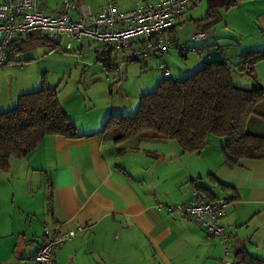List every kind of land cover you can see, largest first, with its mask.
Returning a JSON list of instances; mask_svg holds the SVG:
<instances>
[{
    "label": "crops",
    "instance_id": "obj_1",
    "mask_svg": "<svg viewBox=\"0 0 264 264\" xmlns=\"http://www.w3.org/2000/svg\"><path fill=\"white\" fill-rule=\"evenodd\" d=\"M47 1L42 3L45 14L62 10V0L55 7ZM78 1L93 12L104 4ZM156 1L115 0L124 10L136 2ZM250 2L248 28L236 16L234 24L228 21L230 38L222 41L233 44L235 61L243 50L264 48V0ZM225 52L220 57L227 60ZM233 70L240 82L243 76ZM20 93L2 91L0 112L13 108ZM109 107L90 122H77L64 111L85 137L45 136L26 156L12 158L8 172L0 171V211H6L0 217V264H32L56 227L82 230L56 249L55 264H222L224 249L217 236L193 217H177L159 206L191 203L194 185L225 196L207 174L235 187L239 197L229 201L222 220L228 256L233 255L230 263L239 250L251 255L264 250V161L241 160L240 166L229 168L221 153L212 155L210 143L198 154L182 153L174 141L162 138L134 137L115 144L101 133L104 120L113 114Z\"/></svg>",
    "mask_w": 264,
    "mask_h": 264
},
{
    "label": "trees",
    "instance_id": "obj_2",
    "mask_svg": "<svg viewBox=\"0 0 264 264\" xmlns=\"http://www.w3.org/2000/svg\"><path fill=\"white\" fill-rule=\"evenodd\" d=\"M237 2L206 0V11L200 19L203 22L201 31L206 34L221 20L222 13L235 7ZM34 41L52 48L56 46L34 33L19 35L9 43L0 65L10 61L11 54L22 52ZM232 45L229 42L207 44L220 54ZM164 60L167 62L165 56ZM261 61H264V48H251L239 52L233 65L219 56L204 62L185 78L175 79L171 71V77L163 75L153 91L139 96L137 110L132 116L110 114L103 122L101 133L115 144L134 137L168 139L174 141L182 153L195 154L216 136L222 138L220 152L225 166L238 167L241 160L264 161V131L259 134L247 131L251 116L264 121V86L258 82L255 72ZM233 69L251 81L250 87L235 84ZM46 85L43 80L40 89L20 93L13 108L0 112L1 172H8L12 158L26 156L45 136L60 135L68 139L86 136L79 134L75 124L65 115L57 88ZM206 178L223 195L226 194L216 196L210 189L194 185V190L207 200L214 202L226 196L231 202L238 200L235 187L213 174H207ZM230 264H264V259L243 249L234 255Z\"/></svg>",
    "mask_w": 264,
    "mask_h": 264
},
{
    "label": "rangeland",
    "instance_id": "obj_3",
    "mask_svg": "<svg viewBox=\"0 0 264 264\" xmlns=\"http://www.w3.org/2000/svg\"><path fill=\"white\" fill-rule=\"evenodd\" d=\"M250 1L238 0L230 14L222 13L221 20L208 29L206 39L200 41L193 40L192 34L202 29L203 22L200 19L204 17L206 11V0H201L194 8L188 9L180 23L168 32V36L174 43L185 44L190 49L186 57L173 48L169 54L165 55L173 78H185L201 67L204 62L218 59L220 53L207 44L214 42L220 44L229 39L231 35L228 21L233 23L236 16L242 20L241 25L248 28L246 17L253 15V3ZM73 3L78 5L82 2L73 0ZM47 4L55 7L59 2L48 0ZM76 49L75 42L73 49L65 52L40 41H34L22 52L11 54L10 61L0 65V95L2 91L3 93L36 91L42 87V81L45 80L47 87L57 88V97L62 110L69 114L71 119L77 122H90L96 121L98 117L101 118L102 109L108 106L113 114L132 116L137 110L139 96L153 91L158 81L163 78L156 59L132 60L120 65L123 57L121 52L115 50L112 54L113 69L106 73L101 58L96 52V42H92L90 47H84L80 53ZM225 51L227 61L233 65L236 62L234 50ZM255 72L258 82L261 85L264 84V61L257 63ZM107 77L110 79L117 77L121 79V84L111 86L112 82L107 81ZM241 79L240 82L235 80L237 86L250 87L251 81L248 78L243 76ZM263 124L264 121L251 116L247 131L259 134ZM219 141H222V138L213 136L210 139L209 149L212 155L221 153L217 145ZM5 214L6 211H0L1 220ZM3 238L1 235L0 240ZM252 252L254 256L264 259V250ZM232 257L233 255H229L226 258L231 261Z\"/></svg>",
    "mask_w": 264,
    "mask_h": 264
},
{
    "label": "built area",
    "instance_id": "obj_4",
    "mask_svg": "<svg viewBox=\"0 0 264 264\" xmlns=\"http://www.w3.org/2000/svg\"><path fill=\"white\" fill-rule=\"evenodd\" d=\"M44 0H3L0 4V64L5 59L9 43L19 35L34 33L51 40L65 52L90 47L97 43L96 52L101 58L105 72L112 66V54L121 52L123 61L156 59L157 66L165 77H171V70L164 56L173 48L180 55L190 51L185 44L174 43L168 32L182 19L185 11L193 3L201 0H158L156 2H136L129 10L120 8L115 0H104L103 6L93 12L84 3L75 5L73 0H62V10L56 15L42 11ZM205 32L195 31L192 39L200 41ZM111 86H119L121 79L106 78ZM191 203H174L166 206L177 217L190 216L207 231L217 236L223 245L222 264H230L226 259L227 230L222 221L229 199L219 197L214 202L194 191ZM81 227L62 231L56 227L36 250L32 264H55V251L77 236Z\"/></svg>",
    "mask_w": 264,
    "mask_h": 264
}]
</instances>
